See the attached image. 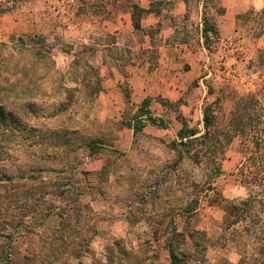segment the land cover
Listing matches in <instances>:
<instances>
[{
    "label": "rangeland",
    "instance_id": "obj_1",
    "mask_svg": "<svg viewBox=\"0 0 264 264\" xmlns=\"http://www.w3.org/2000/svg\"><path fill=\"white\" fill-rule=\"evenodd\" d=\"M175 1L152 0L150 7L166 10L164 22L178 27V40L196 39L190 14L195 18L198 4L201 22L216 33L208 32L205 76L186 92L185 104L194 106L186 117L178 110L197 141L180 142L181 121L168 119L167 131L149 125L125 141L131 108L116 112L99 98L108 68L126 66L135 40L123 33L116 45L103 29L118 8L114 0H3L0 10L35 13L40 30L20 35L44 37L47 45L34 48L40 53L51 49L41 63L30 55L12 60L37 77L43 93L13 109L22 128H0V264H133L143 250L150 260L142 264H170L166 244L193 253V230L206 250L184 264H230V252L240 255L238 264H264V0L235 4L234 24L221 18L225 0H183L188 11L179 21L170 14ZM143 54L155 64L154 50ZM250 94L259 122L234 134V101ZM124 212L116 221L121 234L111 235L110 217ZM175 232L185 235L183 244Z\"/></svg>",
    "mask_w": 264,
    "mask_h": 264
},
{
    "label": "crops",
    "instance_id": "obj_2",
    "mask_svg": "<svg viewBox=\"0 0 264 264\" xmlns=\"http://www.w3.org/2000/svg\"><path fill=\"white\" fill-rule=\"evenodd\" d=\"M83 1L93 2L95 0ZM114 1L118 8L114 9L113 18H107V20L103 21V29L110 35L115 36V40H117L116 45H119L118 37L123 33H129L131 38L135 40L129 47L132 54L126 66L122 68H108L111 76L102 83L103 90H101L99 98L113 107L116 112L120 111L123 113L126 109L131 108L133 114L137 112L141 103L147 100L149 103L147 109L150 111L152 117L163 121L164 119H168L173 123H177L178 112L170 106H164L161 100L167 103V105L180 103L178 110H183L184 117L187 116L184 110L188 109L187 112H189L194 106L192 104H185L188 86L193 80L199 78L201 74L205 76L206 61L210 59L201 36L203 6L201 4L196 6L195 18L190 14V20L192 18L195 19L196 39L182 41L177 38L178 27L172 24H165L163 13H166V10L163 7H159V12L151 9L150 4L152 0H135V3L130 2V0ZM220 1L222 2L223 0ZM2 2L3 0H0V5ZM243 2V0H232L227 3V0H225V2L221 3L222 8H225V14L221 18L223 20L231 19L234 24V17L239 13V9L236 8L235 4ZM250 2L253 7L254 2ZM132 4H136L142 11L139 21V26L142 31L157 28L154 35L157 41L156 44L153 43L154 39L152 35L146 33H142L141 37L136 40L135 35L139 31L133 29L131 16ZM232 6L234 7L231 8ZM255 10L257 9L255 8ZM187 11V5L183 0H176L173 3L170 14L174 20L177 19L179 21L183 19ZM35 21H38V18H36L35 13H31L28 9L0 14V41L4 40L10 34L20 35L38 32L40 25L37 27V24L34 23ZM224 23L226 22H222L218 26L219 31H221V28L225 29ZM148 50L155 51V64L152 66L149 64L148 58L143 54ZM124 84L128 87L129 99L124 98L121 87ZM153 110H155L154 114L152 113ZM143 122L145 123V121ZM147 126L149 124H146L143 129H146ZM121 131L125 134V141L128 139L127 135H132V129L125 126ZM164 131H167V128ZM122 145L123 143H121L120 138V140L118 139L116 141V148L120 149ZM125 147L126 145L122 148L124 149ZM114 211L118 212L116 209ZM125 216V212L116 213L115 216H109L113 225L112 229L108 227V232L111 235L119 236L121 234L120 227H117L118 230L116 231V221L121 218L124 219ZM164 258L166 259V257ZM240 258L238 254L233 257V253L230 252L228 262L230 264H238Z\"/></svg>",
    "mask_w": 264,
    "mask_h": 264
},
{
    "label": "trees",
    "instance_id": "obj_3",
    "mask_svg": "<svg viewBox=\"0 0 264 264\" xmlns=\"http://www.w3.org/2000/svg\"><path fill=\"white\" fill-rule=\"evenodd\" d=\"M10 11L11 9H2L0 10V14L8 13ZM141 14L142 11L138 8V6L136 4H132L131 16L133 29L135 31H139L141 34H150L151 30L142 31L140 29L139 21ZM209 31H212V34L216 38L214 29L208 26L207 19L203 17L201 36L203 38V44L207 49L209 48L210 40V37L208 36ZM10 39V44L0 42V128L4 127L5 129H7V127H9L17 129L20 127L22 128V123L20 120H18L17 114L14 113L13 109L16 107L27 108L31 101H33L37 96V94H41L43 92L39 87L37 77L34 74L28 73L25 67L19 66L16 61L12 60L17 54H20V56L30 55L34 60H37V62L41 63L40 60L42 61L49 57L48 52L50 51L51 47L48 46L47 50H43V52L41 53L40 50L37 51V49H34L35 45H47L46 39L38 35H20L11 37ZM259 59L261 61L260 64L264 65V51L260 53ZM122 91L124 94V98L129 99V91H127L125 88H122ZM161 103L164 106H170L171 108L175 109L176 112H178V106L180 103L167 105V103H164L162 100ZM257 104L258 101L255 98V95L251 94L240 96L235 99L233 109L230 112V119L228 121V124L233 126L232 128H234V134H243L242 128L245 125H247L248 127H253L259 122V114L257 113L256 109ZM148 105V101L144 100L138 108L137 112L132 116L131 122L123 124V126L132 129L133 135L141 132L146 124L159 128H165V122L163 120L156 119L151 116L150 111L147 109ZM246 110L248 112H246ZM142 116L145 117V123L139 119ZM244 117L247 118V123L243 121ZM177 120L181 121L182 126L181 130L177 133L179 141L181 142L185 139V141L187 142L189 140L197 141V138H194L197 133L196 129H188L185 121L181 119L179 113L177 115ZM210 124L211 123L205 109L203 111V126L205 129H208L210 127ZM227 140L229 139H226V142ZM258 147L256 148L257 150H259ZM88 148L91 150V145H89ZM248 180L251 181L252 179L250 178ZM260 180H264V174H262ZM260 180L257 182H260ZM244 183L246 184V181ZM68 191L69 189H67L66 191H62L60 192L61 194L59 193V195L63 196ZM196 235H201V231L193 230L187 234V236L193 241V247L195 249L193 253L187 251L184 247H181V245H171L170 243L166 244L170 264H184L186 259L200 261V253L201 251L204 252L206 248L199 243V240L195 239ZM172 237L173 239L177 237L179 238V240H182V244L183 240L185 239V235L180 232H175ZM59 238L61 239V236ZM143 252L144 259L136 260V262H134L133 264H142L143 261L149 259V256L147 257L146 255L147 251L143 250ZM74 254L75 256L78 255V253Z\"/></svg>",
    "mask_w": 264,
    "mask_h": 264
},
{
    "label": "built area",
    "instance_id": "obj_4",
    "mask_svg": "<svg viewBox=\"0 0 264 264\" xmlns=\"http://www.w3.org/2000/svg\"><path fill=\"white\" fill-rule=\"evenodd\" d=\"M139 119H140L141 121H145V117H144V116L140 117Z\"/></svg>",
    "mask_w": 264,
    "mask_h": 264
}]
</instances>
